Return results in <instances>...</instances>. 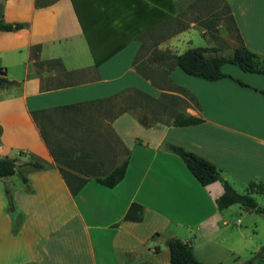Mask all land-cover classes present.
<instances>
[{
	"label": "crops",
	"instance_id": "0c3cea01",
	"mask_svg": "<svg viewBox=\"0 0 264 264\" xmlns=\"http://www.w3.org/2000/svg\"><path fill=\"white\" fill-rule=\"evenodd\" d=\"M183 1H172L169 22L198 0ZM108 4L103 11L111 29L91 36L74 0H0V20L24 24L0 31V78L12 83L0 88V160L42 166L20 167L26 186L17 174L0 179V264H169V238L189 244L202 264H245L264 245V231L253 230L262 216L238 205L218 211L221 183L202 187L164 146L211 163L238 194L250 182L264 184V98L258 92L264 78L224 64L220 71L231 79L210 82L178 69L165 79L163 67L145 63L152 50L178 55L193 48L177 44L186 30L198 28L210 40L206 55L213 56L219 32L212 39L192 21L162 38L167 20L161 21L159 4L134 8L141 23L129 29ZM227 6L242 45L264 58V0H227ZM84 31L99 58L118 50L95 66ZM140 51L146 55L136 63L138 72L133 63ZM121 93L110 110L84 111L83 119L109 125L125 152L123 177L112 188L89 178L71 196L32 113H39L41 125L56 124L62 122L59 108ZM118 110L123 112L111 119ZM187 117L201 122L172 124ZM131 204L141 207L140 222L123 220ZM250 264H264V253Z\"/></svg>",
	"mask_w": 264,
	"mask_h": 264
},
{
	"label": "trees",
	"instance_id": "16d2710c",
	"mask_svg": "<svg viewBox=\"0 0 264 264\" xmlns=\"http://www.w3.org/2000/svg\"><path fill=\"white\" fill-rule=\"evenodd\" d=\"M223 10L225 18L222 20V26L225 27L227 24H230L239 43L233 49L229 57H214L206 55L207 49L204 48L187 49L178 55L172 54L168 50H152L145 59V63H152L163 67L164 74L162 77L165 79L167 74L172 69H178L185 75L210 82L222 78H230L220 71V67L224 64L233 65L245 73L260 74L264 78V58L248 50L242 45L227 4L223 6ZM218 14L219 13L211 14V16L207 17L205 21L202 22L201 26L206 31L211 30L214 27L215 22H217L216 20H219L220 16L216 18ZM23 28L24 24L22 23H3L0 20V31L11 32L21 30ZM84 35L89 45L90 53L95 66L110 57L115 50H118L115 49L114 51L108 52L99 58L95 53V48L91 45L90 38L85 31ZM133 64L136 71L139 72V68L136 66V59H134ZM143 76L155 84L151 78L145 75ZM232 80L239 85H242L239 81L234 79ZM10 85H12L11 82L0 78V88ZM177 90L188 95V92L184 89L177 88ZM258 92L264 98V87ZM122 94L123 93L118 95L116 94L107 99L59 108L56 110V117L62 118V122L56 124L49 123L41 125L37 117V114L39 113H32V118L38 125L41 137L47 146L49 154L56 164L58 173L60 174V177L62 178L71 196L76 195L89 178H93L95 182L107 188H112L122 179L127 163L125 158L118 166L112 168L110 171H104L102 175H97L94 172L101 171L99 167L103 164V161H97L98 154L93 145L95 143H99L103 136L112 137L117 144L119 141L112 133L109 125H93L91 121L87 120V122H84L83 119V117H85V115H83L84 111L93 109L97 112L102 109L101 111L107 112L110 110L108 107H110V105H114V102L112 101ZM140 100H137V102L140 103L143 101ZM143 102L146 106L149 105L151 107L153 105L151 102H145V100ZM194 107L198 108L195 102ZM121 112L123 111L118 110L113 112L110 118L112 119L116 117ZM200 122V119L187 117L181 120L175 119L172 124L174 126L182 127L196 125ZM93 127H97L98 129L94 130ZM164 149L177 156L182 161L188 172L202 187L216 181L221 183L222 193L214 201L215 208L218 211H222L232 205H238L242 208L260 214L264 220V208L260 207L254 198V195H259L264 199L263 183L250 182L246 186L245 193L238 194L222 180L220 171L211 163L177 146L167 144L164 146ZM24 165L30 166L33 169L42 168L39 163H26ZM24 165H17L13 159H1L0 179L11 176L12 174H17L20 183L26 186L27 180L20 172V167ZM5 194H9L7 189L5 190ZM123 220L140 222L141 207L131 204ZM164 245L168 251L169 264H202L193 256L189 244L176 238H169L165 240ZM263 253L264 245L261 246L258 252H256L245 264H250L254 259L260 257Z\"/></svg>",
	"mask_w": 264,
	"mask_h": 264
},
{
	"label": "rangeland",
	"instance_id": "374dc122",
	"mask_svg": "<svg viewBox=\"0 0 264 264\" xmlns=\"http://www.w3.org/2000/svg\"><path fill=\"white\" fill-rule=\"evenodd\" d=\"M131 2L133 0H130ZM129 0H86V3H81L79 0H74L75 7L77 10L78 15L83 21V24L87 26V30L91 36H94V34L99 33L102 36H105L106 30L108 28L111 29L109 25H107L106 18H107V11H103V9H106V7L109 6L108 2L114 3L113 7H116L115 10H117V20L120 21L119 23H123L124 26L129 29L131 26L133 28L140 27V19L137 20L139 16H137L136 11L134 8H137L139 11L142 6H146L147 9L152 8V4H159L162 9H164V12L161 13V21L166 22V24H162V33L161 37H166L168 33L174 28L176 30H180V27L185 28L188 26L190 22H195L196 25H201L203 21L211 14H217L219 20H216L215 27L212 28L209 31H206L205 35L210 36L212 39H216L215 35L219 32V35L222 36V39L220 38L218 40L217 45L219 46V52L214 54V57H229L233 51V48H235L239 43L236 38V35L234 31L231 28L230 24H227L225 27L222 26V20L225 18L223 6L227 4V0H203V1H196L192 4V6L187 7L184 9L180 15H178L177 19H174L172 22H169L168 19L170 18V10L173 9V0H135L134 5L130 4ZM148 1V3H147ZM184 0L183 2H185ZM150 2V3H149ZM154 2V3H152ZM101 3L103 5L101 6ZM152 3V4H151ZM182 3H180L181 6ZM130 5L132 6L131 9L129 8ZM146 9V10H147ZM150 10V9H149ZM148 11V10H147ZM151 15V14H149ZM213 17V16H212ZM152 18V17H151ZM90 20L94 23L95 27L89 28ZM106 22V23H105ZM113 28H117L115 23L111 25ZM174 27V28H173ZM198 28H192L189 30H186L184 32V35L181 36V41L177 44L178 48L183 50L186 48V46H192L193 48H205L206 45H209V38H205L201 34H199ZM133 32V31H132ZM131 32V33H132ZM190 42H186L189 41ZM188 43V44H187ZM187 46V47H188ZM191 49V48H189ZM146 55L145 51H140V54L136 58V63L138 62V65H141V62L139 63V60L142 59ZM225 67H232L234 69H237L233 65L226 64ZM158 76L161 77V75L158 74ZM93 147L96 149V152L98 154L97 161H103V164L99 167V171H94L97 175H102L104 171H108L110 168H112L115 164H117L119 161L124 160L125 153L120 148V146L117 144V142L112 137H105L103 136L102 139L99 141V143H95ZM18 181V180H17ZM14 182V179L12 180ZM12 186V185H11ZM19 187V184H18ZM21 187V186H20ZM11 189V187H9ZM255 201L262 207H264V201L260 196H255ZM257 216V215H256ZM254 231H264V222L263 220H259L257 223L256 229H253Z\"/></svg>",
	"mask_w": 264,
	"mask_h": 264
}]
</instances>
